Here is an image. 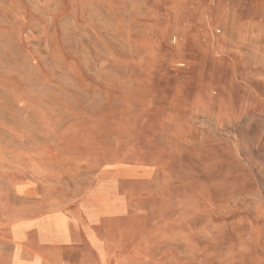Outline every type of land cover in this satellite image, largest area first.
Wrapping results in <instances>:
<instances>
[{
	"label": "rangeland",
	"instance_id": "1",
	"mask_svg": "<svg viewBox=\"0 0 264 264\" xmlns=\"http://www.w3.org/2000/svg\"><path fill=\"white\" fill-rule=\"evenodd\" d=\"M0 264H264V0H0Z\"/></svg>",
	"mask_w": 264,
	"mask_h": 264
}]
</instances>
